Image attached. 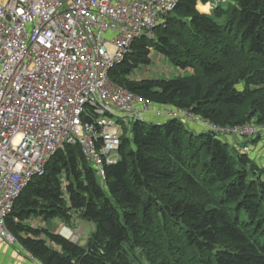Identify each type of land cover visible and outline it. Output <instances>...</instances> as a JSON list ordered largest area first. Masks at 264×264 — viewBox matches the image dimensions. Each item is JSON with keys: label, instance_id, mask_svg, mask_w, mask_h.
<instances>
[{"label": "trees", "instance_id": "obj_1", "mask_svg": "<svg viewBox=\"0 0 264 264\" xmlns=\"http://www.w3.org/2000/svg\"><path fill=\"white\" fill-rule=\"evenodd\" d=\"M151 50L183 75L131 80ZM109 77L213 125H264V0H179ZM188 125L132 123L101 179L80 145L66 144L16 199L6 219L15 243L41 264H264V168L249 143ZM75 216L94 225L85 245L31 222Z\"/></svg>", "mask_w": 264, "mask_h": 264}, {"label": "built area", "instance_id": "obj_2", "mask_svg": "<svg viewBox=\"0 0 264 264\" xmlns=\"http://www.w3.org/2000/svg\"><path fill=\"white\" fill-rule=\"evenodd\" d=\"M178 2L0 0V239L15 244L6 219L16 199L66 144H79L104 177V166L118 162L124 134L115 119L129 128L194 122L234 144L256 136L251 124L220 127L188 111H161L110 79L134 41L154 39Z\"/></svg>", "mask_w": 264, "mask_h": 264}, {"label": "rangeland", "instance_id": "obj_3", "mask_svg": "<svg viewBox=\"0 0 264 264\" xmlns=\"http://www.w3.org/2000/svg\"><path fill=\"white\" fill-rule=\"evenodd\" d=\"M216 3H217V1H216ZM209 4H210L211 8H210V6H201V4H199L198 9L201 10L202 12H207L208 10H210L209 12L212 13L215 5L212 3H209ZM203 5H205V4H203ZM150 59H151L150 65L140 66L134 73L135 79H133L131 77V80L142 81L144 79H152V78H154V79H158V78L169 79V78H173V77H176L179 75H183V73L179 69H176L174 66L170 65L162 55H159L154 50H151ZM153 106L155 108L157 107L158 109H161V111H165V110L167 111L170 109H171V111L176 110L172 107H160L157 105H153ZM153 109L151 110V112H152L151 114H153V117L161 120V117L157 116L156 110L153 111ZM159 122H162V121H159ZM115 123H119L123 129V132L125 134H128L129 127L126 124H124L122 121H120L118 119H115ZM156 123H157V121H156ZM251 126L255 129V131L257 133L256 136H254L253 138H249L248 140L247 139L241 140L239 143H240V145L243 143H249V144L245 145L248 147V150H246L247 151L246 153H248V155L252 159H254L257 163L261 164L262 167L264 168V125L251 124ZM253 139H257V142L254 143ZM232 142H233V140H232ZM236 143L237 142H235V144ZM232 144H234V142ZM239 149H240V147H239ZM100 179H98L99 182H101ZM31 222L33 224V227H35V228L40 227V228H47L50 230H52V229L57 230V226H59L61 221L59 219H56V220H53L50 222H46V221L38 218V219L32 220ZM73 224H74V226L71 225V226H73V228H68V229H71L72 233H75V235L77 237V239H74V242H78L80 245H85L88 236H90L91 233L94 231V225L90 222L78 219V217H76V216L74 217ZM64 228H66V227H64ZM79 229H83L84 233L80 234L78 232ZM60 231H62L61 233H64L62 227H61ZM66 235H64V236H66Z\"/></svg>", "mask_w": 264, "mask_h": 264}, {"label": "crops", "instance_id": "obj_4", "mask_svg": "<svg viewBox=\"0 0 264 264\" xmlns=\"http://www.w3.org/2000/svg\"><path fill=\"white\" fill-rule=\"evenodd\" d=\"M201 4V6H210V4L203 5L202 3H198V5ZM197 5V9H198ZM211 8V6H210ZM199 10V9H198ZM201 13L209 14L210 10L207 12H202L199 10ZM189 128L194 131V132H201L203 131V128L200 124L191 122L190 125H188ZM229 141L232 143V140L229 139ZM74 226V224H73ZM71 225H66L63 222H60L59 226H57V230H50L49 231L56 233V234H64L61 233L60 231L61 227L64 228H73ZM75 228V227H74ZM78 232L80 234L84 233L83 229H79ZM65 235V234H64ZM0 264H41L39 263L35 258L31 257L24 249H22L19 245L15 244H10L4 239H0Z\"/></svg>", "mask_w": 264, "mask_h": 264}, {"label": "water", "instance_id": "obj_5", "mask_svg": "<svg viewBox=\"0 0 264 264\" xmlns=\"http://www.w3.org/2000/svg\"><path fill=\"white\" fill-rule=\"evenodd\" d=\"M60 235L63 236L64 238L68 239L66 236H64V235H62V234H60ZM141 256H142V254H141Z\"/></svg>", "mask_w": 264, "mask_h": 264}, {"label": "bare ground", "instance_id": "obj_6", "mask_svg": "<svg viewBox=\"0 0 264 264\" xmlns=\"http://www.w3.org/2000/svg\"><path fill=\"white\" fill-rule=\"evenodd\" d=\"M67 234V233H66Z\"/></svg>", "mask_w": 264, "mask_h": 264}]
</instances>
